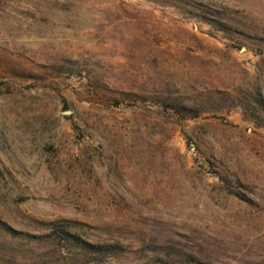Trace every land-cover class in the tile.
I'll return each mask as SVG.
<instances>
[{"label":"rangeland","instance_id":"obj_1","mask_svg":"<svg viewBox=\"0 0 264 264\" xmlns=\"http://www.w3.org/2000/svg\"><path fill=\"white\" fill-rule=\"evenodd\" d=\"M258 96L264 0H0V264H264Z\"/></svg>","mask_w":264,"mask_h":264},{"label":"trees","instance_id":"obj_2","mask_svg":"<svg viewBox=\"0 0 264 264\" xmlns=\"http://www.w3.org/2000/svg\"><path fill=\"white\" fill-rule=\"evenodd\" d=\"M203 14H204L203 17H201V20L203 22H206L209 24H214L215 22H217V21L213 20L211 17H209L210 15L207 16V14H208L207 11L203 12ZM254 114H257L256 115L257 117H252L254 122L259 124V125H261V124L263 125L264 123H260L258 121V118H260V117H262L264 119V99L261 96L255 97ZM8 230H11V229H8ZM60 232H61V234H63V229ZM64 232L67 234V231H64ZM68 236H69V234H68ZM72 238H74V240L77 241L78 244L84 249H90L93 252H99L100 250L103 249V246L89 244L86 241H82L78 237L74 236Z\"/></svg>","mask_w":264,"mask_h":264}]
</instances>
